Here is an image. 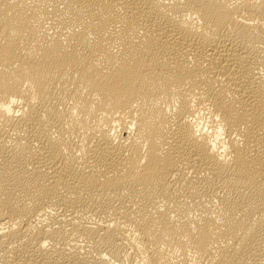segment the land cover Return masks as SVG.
Returning <instances> with one entry per match:
<instances>
[{"label": "bare ground", "instance_id": "obj_1", "mask_svg": "<svg viewBox=\"0 0 264 264\" xmlns=\"http://www.w3.org/2000/svg\"><path fill=\"white\" fill-rule=\"evenodd\" d=\"M0 264H264V0H0Z\"/></svg>", "mask_w": 264, "mask_h": 264}]
</instances>
